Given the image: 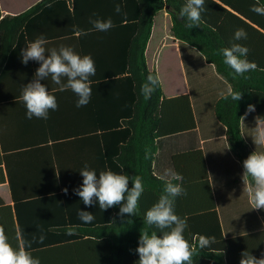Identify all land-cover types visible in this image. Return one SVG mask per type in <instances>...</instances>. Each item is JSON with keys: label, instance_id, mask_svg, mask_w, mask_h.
Returning a JSON list of instances; mask_svg holds the SVG:
<instances>
[{"label": "trees", "instance_id": "trees-1", "mask_svg": "<svg viewBox=\"0 0 264 264\" xmlns=\"http://www.w3.org/2000/svg\"><path fill=\"white\" fill-rule=\"evenodd\" d=\"M185 2L42 0L16 16H4L0 8V111L4 110V114L0 113V124L4 118L13 121L20 118L30 125L35 123L40 127L43 143L47 141L46 135L51 125L52 129L65 125L67 116L73 113L77 100L67 99L68 93L70 97L74 96L72 90H60L48 77L41 82L51 94L60 98L57 110L52 111V118L48 115L47 119H28L26 116V106L20 100L21 90L34 79L40 64L32 60L27 65L23 64L21 50L40 35L48 41L45 45L47 50L54 46H68L80 54L78 49L81 48L93 58L96 66L95 76L90 77L94 78L91 84L93 95L90 104L83 107L93 115L87 120L89 124H97L95 119L113 120L118 117L117 113L103 117L96 115L97 103L104 97L103 101L109 106H119L123 105V100L120 101L122 98L119 100L122 90L127 89L130 95L129 102L125 103L129 107L127 118L121 122L122 126L116 122L115 125L119 126H116L115 132L108 134L116 138L117 144H103V149L90 144L88 154L92 157L86 162L97 175L101 171L112 170L129 177H142L144 192L135 215L120 216V205H117L104 210L101 215L96 216L94 212L95 219L85 224L78 213L87 207L73 191L78 188L76 186L82 185L83 177L77 173L79 167H70V159L66 158L67 145L52 144V159L49 158L48 144L39 147L41 159L36 166L39 169L40 190L47 192L52 188V255L76 253L92 257L52 259V264H130L133 258L139 257L135 250L142 230H156L160 235L159 230L145 223L146 211L158 201L165 183V179L157 177L153 170L158 152L157 140L193 131L197 127L188 95L167 98L161 82L150 99L146 100L140 94L141 85L146 82L147 76L158 75L148 67L146 50L154 19L165 8H169L174 37L197 49L234 91L242 93V99L237 102L231 97L221 98L215 105V115L226 128L228 147L242 168L243 160L254 152L243 137L241 117L246 114L249 104L255 106L257 117H264V67L253 61L257 65L254 71L236 75L223 63L220 50L231 46L225 35L227 29L243 28L247 33L264 39V15L250 11L253 5L264 7V0H206L207 10L202 13L199 26L193 28L186 27L188 21L179 16ZM116 4L121 5V13H116ZM97 18H111L114 27L106 32H89L93 28L90 19ZM76 29L88 34L75 36ZM63 82H67L66 78ZM19 109L22 113L18 112ZM96 149L103 152L102 157L98 155L97 159ZM146 149H151L148 159H145ZM172 166L175 173L182 177V180L173 182L181 183L186 191L185 195L176 197L174 203L176 214L187 221L185 238L192 241L200 235L223 237L203 151L175 154L172 156ZM78 174L81 179L70 180L71 176ZM26 178L24 174L10 180L16 208L22 203L23 198L18 194L23 186L26 188L29 182ZM131 186L130 181L129 188ZM64 189H67V193ZM69 227L74 228V235H67ZM22 235L25 239L23 228ZM244 237L264 238V231Z\"/></svg>", "mask_w": 264, "mask_h": 264}, {"label": "crops", "instance_id": "crops-1", "mask_svg": "<svg viewBox=\"0 0 264 264\" xmlns=\"http://www.w3.org/2000/svg\"><path fill=\"white\" fill-rule=\"evenodd\" d=\"M41 1L0 0V8L4 16H16ZM234 32L233 28L225 31L230 43L246 46L249 49L248 60L257 61L261 67H264V39L248 32L246 40L235 41ZM75 36L79 35L75 33ZM60 47L54 46L50 49L58 50ZM78 50L82 56L88 54V51L81 48ZM146 61L149 69L156 71L160 77L167 98L184 95L190 97L197 124L193 131L157 140L158 152L153 165L154 174L161 179H171L165 177L164 173L167 170L175 172L172 166V156L175 154L202 150L206 158L223 237L215 236L216 243L204 249L198 247L199 237L189 240V243L196 248V254L193 256L194 264H240L243 251H249L254 257L261 258L264 255V238L244 236L264 231V210L252 209L248 194L244 191L242 179L244 170L228 147L226 128L220 124L215 115V105L222 98L221 93L227 94L230 84L197 49L174 37L169 8L159 12L154 19L152 35L146 50ZM90 80L93 83L94 78ZM122 91L119 100L122 98L120 101L123 100V105L109 106L103 101L105 97L97 103L99 105L96 110L97 116H111L117 113L118 117L113 120L95 119L97 124L92 125L87 120L93 118V115L87 108H83L85 106L77 107L78 97L75 93H72L74 95L72 97L68 93L67 99L76 101L73 113L67 116L65 125L55 129H52L51 125L46 135L47 141L43 143L40 127L35 123L30 125L20 118L14 121L9 118L1 120L0 226L3 227L8 242L14 249L25 247L33 257L39 258L41 264H52V259L92 258L76 253L52 255V188L50 185L51 189L47 192L40 190L39 169L36 166L41 159L39 147L41 144H48L49 158L52 159V144H66V158L70 159V167H79L77 173H80L87 164L86 159L92 157L88 154L90 144H96V148L102 147V149L103 144H117L116 138H111L108 134L115 132L116 126H119L115 125L116 122L121 125L128 116L129 107H126L125 103L129 102L130 95L127 89ZM56 100L59 103L60 98ZM21 111L18 110L22 113ZM0 113L4 114V110ZM49 115L52 118L51 110ZM256 117V110L244 115L242 134L252 150L264 152V146L255 145L252 139ZM101 151L96 149V159L98 155L102 157ZM27 163L29 165H26ZM24 174L27 175L26 180L29 182L26 188L23 186L22 191L19 192L18 195L23 200L16 208L10 180L14 176ZM81 178L78 174L71 176L70 180ZM86 207L85 211L92 214L95 212L96 216L103 214L98 203L96 206ZM41 235L45 237L42 242ZM26 242L30 247H26ZM138 260L139 257H135L130 264H137Z\"/></svg>", "mask_w": 264, "mask_h": 264}, {"label": "clouds", "instance_id": "clouds-1", "mask_svg": "<svg viewBox=\"0 0 264 264\" xmlns=\"http://www.w3.org/2000/svg\"><path fill=\"white\" fill-rule=\"evenodd\" d=\"M206 0H186L180 9L179 16L186 18V27L193 28L199 26L206 8ZM116 13H121L120 4L115 5ZM257 15H264V7L253 5L250 8ZM93 28L88 31L96 30L106 32L114 27L111 18L90 19ZM77 35H87L76 29ZM247 39V32L243 28L235 30L233 40L240 41ZM48 41L43 35L37 37L33 42H29L21 50V62L25 65L30 60L39 62L40 66L35 72L34 79L25 84L21 90L20 100L26 106V116L28 119L33 117L47 119L49 111L58 108L55 95L51 94L47 86L42 83L50 77L52 83L58 85L60 90L70 89L78 97L77 107L86 106L91 99L92 88L90 77L95 76L96 66L90 55L81 56L72 47L61 46L58 50L53 48L47 50L45 45ZM223 56V63L230 67L236 75H244L249 71H254L257 67L255 62L247 59L249 49L239 43H232L230 47L220 50ZM47 54V55H46ZM66 78V83L63 82ZM160 77L149 74L145 83L141 85L140 94L144 99H150L156 88L159 86ZM222 98L231 97L233 101L242 99V93L228 88L227 94L221 93ZM255 111V106L249 104L247 113ZM244 119V117H241ZM253 142L257 146H264V117H256V127L254 128ZM151 149H146L145 159L150 158ZM244 191L247 192L252 209L264 210V152L254 151L243 160ZM83 177L82 185L74 189V193L80 197L85 206L99 205L101 210H107L120 205L119 215H135L138 208L139 199L144 192L142 177H129L127 174L116 173L112 170L99 172L90 170L85 164L80 170ZM166 179L162 194L158 201L146 211L145 223L159 230L149 232L144 229L140 233L136 253L139 255L137 264H194L193 256L196 248L193 247L188 239L185 238L187 229L186 219L176 214L174 209L175 198L185 195L186 191L180 181L179 174L167 170L164 173ZM131 181V188L129 182ZM67 193V189H64ZM79 218L85 224L91 223L95 217L88 211L80 210ZM74 228L69 227L67 235H74ZM44 236H40L41 242ZM216 243L215 236L200 235L198 238L199 249H204ZM30 247V245H29ZM0 264H41L39 258L21 246L14 249L8 242L7 236L2 226H0ZM240 264H264V255L261 258L254 257L249 251L241 253Z\"/></svg>", "mask_w": 264, "mask_h": 264}]
</instances>
